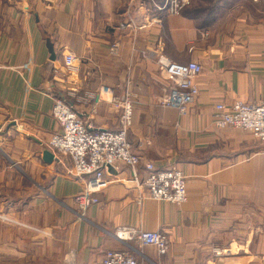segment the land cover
Wrapping results in <instances>:
<instances>
[{
    "label": "crops",
    "instance_id": "0c3cea01",
    "mask_svg": "<svg viewBox=\"0 0 264 264\" xmlns=\"http://www.w3.org/2000/svg\"><path fill=\"white\" fill-rule=\"evenodd\" d=\"M164 5L0 0V264H27L32 226L65 231L78 264H98L105 250L125 246L113 235L123 226L167 237L165 253L129 241L139 264H264V143L213 123L218 102L264 100V0H187L177 14ZM158 55L202 65L185 114L158 101L170 85ZM101 86L111 90L106 99L96 98ZM125 91L132 150L181 170L187 198L154 199L139 184L142 165L131 176L119 165L107 169L98 201L81 213L76 196L85 177L67 174L68 156L42 160L59 130L54 99L65 96L94 127L117 130L120 110L108 99ZM43 166L58 170L44 184ZM40 249L32 248L35 259Z\"/></svg>",
    "mask_w": 264,
    "mask_h": 264
},
{
    "label": "built area",
    "instance_id": "2783aa9c",
    "mask_svg": "<svg viewBox=\"0 0 264 264\" xmlns=\"http://www.w3.org/2000/svg\"><path fill=\"white\" fill-rule=\"evenodd\" d=\"M186 2L165 0L164 8L166 12L175 14ZM116 48L117 43L110 45L111 52ZM157 63L170 80L159 103L175 107L181 114H185L198 94L195 77L201 73L202 65L197 61L173 62L163 55H158ZM64 64L74 69L73 55H64ZM110 91V88L101 86L96 98L106 99ZM108 100L120 110L117 130L94 127L64 97L55 98L52 105L51 115L58 123L59 130L51 134L46 145L55 156L65 155L70 158L72 168L67 174L77 178L85 177L76 196L80 209L84 211L91 203L98 201L95 193L109 182L107 169L119 165L130 166L134 175L136 167L142 165L144 174L139 184L150 197L174 203L185 201L186 180L181 170L175 167L159 168L151 161H142L140 155L132 150L127 139L133 113L128 91L121 97L112 94ZM213 123L217 128L231 126L248 130L264 142V100L235 101L230 105L218 102L214 107ZM113 235L123 241L125 246L105 250L98 264H139L136 250L129 241H136L141 246H153L158 253H165L169 248L167 237L158 231L123 226L116 229ZM68 264H78L72 250L69 252Z\"/></svg>",
    "mask_w": 264,
    "mask_h": 264
},
{
    "label": "rangeland",
    "instance_id": "374dc122",
    "mask_svg": "<svg viewBox=\"0 0 264 264\" xmlns=\"http://www.w3.org/2000/svg\"><path fill=\"white\" fill-rule=\"evenodd\" d=\"M175 14H177V13H175ZM64 98H65V96H64ZM159 99H158V101H159ZM255 139H257V138L255 137ZM258 141H260V140H258ZM260 142H263V141H260ZM46 144H47V142H46ZM46 147H47V145H46ZM47 149L49 150V148H47ZM49 151H51V150H49ZM61 156H63V155H61ZM71 168H72V166L70 167V169ZM53 169H55V170H47V168H45L43 166V170H42V172H43L42 183L43 184L46 182L47 179H49V177L52 174L54 175L56 173V171H58L56 168H53ZM95 196H96V193H95ZM77 205H78V203H77ZM78 208H79V211L81 213H83L85 211V210L82 211L80 209L79 205H78ZM26 230H27V244H26V246H27V254H26L27 255V258H26L27 264H29L30 262L33 263V262H39V261L41 262V264H68L69 252L71 251V248L67 244V234L65 233V231L61 232V231H57V230H50V229H46V228L33 227V226L26 228ZM33 247H35L37 249L41 248L40 249L41 253H39V254L36 253V259L34 258V254L32 252Z\"/></svg>",
    "mask_w": 264,
    "mask_h": 264
},
{
    "label": "water",
    "instance_id": "95a60500",
    "mask_svg": "<svg viewBox=\"0 0 264 264\" xmlns=\"http://www.w3.org/2000/svg\"><path fill=\"white\" fill-rule=\"evenodd\" d=\"M55 58V54L53 53V51L51 50V55H50V59H54ZM15 123H11L9 126L14 125ZM56 160V157L53 155V153L51 151H49L47 148H44L42 151V160L45 163H51L53 160ZM127 170H128V174H130V176L132 175V168L130 166H127Z\"/></svg>",
    "mask_w": 264,
    "mask_h": 264
}]
</instances>
